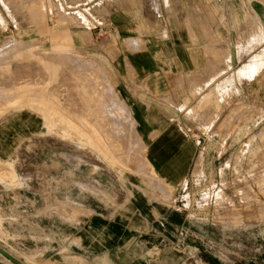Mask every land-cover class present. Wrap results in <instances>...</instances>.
Masks as SVG:
<instances>
[{"label":"rangeland","instance_id":"rangeland-1","mask_svg":"<svg viewBox=\"0 0 264 264\" xmlns=\"http://www.w3.org/2000/svg\"><path fill=\"white\" fill-rule=\"evenodd\" d=\"M116 1L0 0V145L9 153L0 158V264H58L66 254L77 264L72 233L83 219L122 207L131 182L162 195L113 92L121 54L112 25ZM147 1L172 6L153 17L169 32L189 14L188 0ZM227 2L226 23L211 27L228 40L227 118L208 129L224 134L228 153L190 176L181 202L169 199L184 223L166 233L164 264H209L203 254L220 264H264V0H249L253 9L247 0ZM145 32L152 26L131 33ZM252 34L257 42H242ZM121 46L122 53L132 50ZM57 102L64 115L53 105L49 116ZM28 113L42 127L10 125Z\"/></svg>","mask_w":264,"mask_h":264},{"label":"crops","instance_id":"crops-1","mask_svg":"<svg viewBox=\"0 0 264 264\" xmlns=\"http://www.w3.org/2000/svg\"><path fill=\"white\" fill-rule=\"evenodd\" d=\"M116 2L118 5L112 13L111 24L121 54L119 61L114 62L113 76L115 89L124 103L112 86L113 92L125 116L123 122L134 132L144 160L160 181L158 186L162 195L156 193L155 197L154 192H147L140 183L131 182L130 197L122 207L83 219L82 225L72 233L77 246L72 253L76 256L71 258H77V264H164L160 257L164 252L162 244L166 233L171 226L184 223L177 209L167 203L181 202L184 197L181 194L188 188L190 176L201 168L208 170L206 160H211L210 167H213V160L228 153L224 134H211L212 128H208L213 122L223 123L227 118L222 110L229 90L228 40L225 34H212L211 27L227 21L231 8L227 0H204L198 4L195 0H188L186 20L177 29L172 25L169 32L168 25L167 29L155 25L153 17L155 12L161 13V9L168 12L172 7L170 4L159 7L155 2L148 4L147 0ZM243 3L238 4L242 10ZM249 3L247 0L249 8L253 9ZM174 9L181 11L183 8L176 4ZM215 10L219 11L218 15H213ZM144 24L145 27L152 26L153 32L131 33ZM245 38L242 42L248 44L258 41L254 34ZM121 43H128L132 50L126 46V52L122 53ZM212 54L219 55L218 62ZM255 57L247 67L254 63ZM242 58L243 54L237 57ZM181 82V88L177 87ZM217 100L220 101L219 109L213 104ZM53 105L64 115L57 102L48 107L49 116ZM45 112L44 107L43 124L49 117ZM9 123L18 129L22 125L30 130L42 127L30 113L13 116ZM188 123L199 125L203 133ZM101 137L109 138L103 134ZM2 138L4 136L0 140ZM8 154L0 145V158ZM67 250L72 252L70 245ZM69 258L68 254L63 255L57 263L68 264Z\"/></svg>","mask_w":264,"mask_h":264},{"label":"trees","instance_id":"trees-1","mask_svg":"<svg viewBox=\"0 0 264 264\" xmlns=\"http://www.w3.org/2000/svg\"><path fill=\"white\" fill-rule=\"evenodd\" d=\"M203 258L209 264H220V262L218 260L212 258L211 256H208L207 254H203Z\"/></svg>","mask_w":264,"mask_h":264},{"label":"bare ground","instance_id":"bare-ground-1","mask_svg":"<svg viewBox=\"0 0 264 264\" xmlns=\"http://www.w3.org/2000/svg\"><path fill=\"white\" fill-rule=\"evenodd\" d=\"M91 76V75H90ZM56 114V113H55ZM63 133V132H62ZM88 140V139H87ZM96 146V145H95ZM139 153V152H138ZM141 162V161H140Z\"/></svg>","mask_w":264,"mask_h":264}]
</instances>
